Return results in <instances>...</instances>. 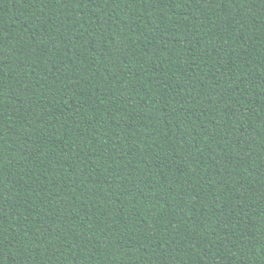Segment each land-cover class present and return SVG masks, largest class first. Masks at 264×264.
<instances>
[{
  "label": "trees",
  "instance_id": "1",
  "mask_svg": "<svg viewBox=\"0 0 264 264\" xmlns=\"http://www.w3.org/2000/svg\"><path fill=\"white\" fill-rule=\"evenodd\" d=\"M0 264H264V0H0Z\"/></svg>",
  "mask_w": 264,
  "mask_h": 264
}]
</instances>
